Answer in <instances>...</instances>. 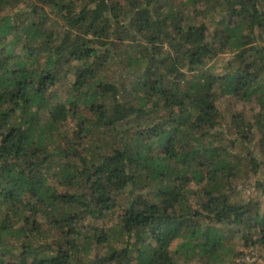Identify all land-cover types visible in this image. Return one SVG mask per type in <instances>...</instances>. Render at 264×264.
<instances>
[{
	"label": "trees",
	"instance_id": "trees-1",
	"mask_svg": "<svg viewBox=\"0 0 264 264\" xmlns=\"http://www.w3.org/2000/svg\"><path fill=\"white\" fill-rule=\"evenodd\" d=\"M263 243L264 0H0V264Z\"/></svg>",
	"mask_w": 264,
	"mask_h": 264
},
{
	"label": "rangeland",
	"instance_id": "rangeland-1",
	"mask_svg": "<svg viewBox=\"0 0 264 264\" xmlns=\"http://www.w3.org/2000/svg\"><path fill=\"white\" fill-rule=\"evenodd\" d=\"M227 106L226 104L224 105ZM241 105H238V108H240ZM246 183V184H245ZM244 186L246 187V194L247 195H258L257 190L255 189V181L252 179L249 182H245ZM236 241H238L237 238H235ZM234 240V241H235ZM232 241L231 244L236 247V243ZM240 247V246H239ZM238 247V249H239ZM241 251L244 250V253H249L251 255L250 262L251 264H264V243L263 244H257L256 246L251 247H240ZM244 257H240L238 262H243Z\"/></svg>",
	"mask_w": 264,
	"mask_h": 264
},
{
	"label": "built area",
	"instance_id": "built-area-1",
	"mask_svg": "<svg viewBox=\"0 0 264 264\" xmlns=\"http://www.w3.org/2000/svg\"><path fill=\"white\" fill-rule=\"evenodd\" d=\"M251 255L249 253H246V255L244 256V258L242 259L243 261H246L248 263H251L250 261Z\"/></svg>",
	"mask_w": 264,
	"mask_h": 264
}]
</instances>
